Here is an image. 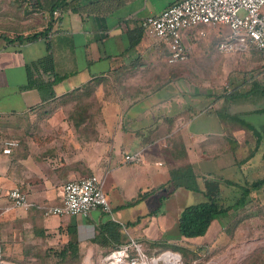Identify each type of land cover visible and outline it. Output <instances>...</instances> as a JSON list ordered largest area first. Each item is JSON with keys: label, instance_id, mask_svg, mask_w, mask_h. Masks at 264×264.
I'll use <instances>...</instances> for the list:
<instances>
[{"label": "crops", "instance_id": "obj_1", "mask_svg": "<svg viewBox=\"0 0 264 264\" xmlns=\"http://www.w3.org/2000/svg\"><path fill=\"white\" fill-rule=\"evenodd\" d=\"M176 1L80 0L82 7L78 11L67 12L68 22L76 21L78 25L69 31L62 28L63 13L54 11L50 15L39 9L27 14L26 2L21 9L20 0H0V17L15 23L0 29V39L4 38L0 41V248L9 257L22 258L23 244L36 235L33 225L44 230L48 243L55 244L65 239L63 228L71 224L76 226L85 248L84 264L94 257L102 258L110 248L91 241L95 225L108 217L102 209H92L87 215L45 212L47 207L61 203L66 181L96 174L113 208L110 198L116 187L128 200L141 191L139 187L148 177L144 165L150 162L151 153L145 151L146 140L165 137L177 141L185 151L186 162L192 164L191 155L205 154L197 153V147L213 146L203 140L211 135L225 138L230 130L227 124L218 130L204 129L202 125L190 129L206 111L185 96L180 100L176 86L163 100L145 101L165 82L168 85L181 79L185 89L180 90L181 94L198 86L188 79L192 78L189 71L163 66L169 63L165 45L145 35L139 24L141 17L156 14ZM72 12H77L76 17L69 15ZM49 22L50 30L43 33ZM34 32L42 34L30 40L20 39ZM54 37L55 46L58 39L67 40L74 66L68 68L64 56L56 61ZM48 52L52 53L59 78L52 86L56 95L43 100L35 87L26 85V66ZM35 73L44 78L51 76L41 70ZM200 75L198 81L203 85L209 78L206 73ZM87 88L90 92L86 99L64 98L69 92ZM231 128L239 139L236 131L240 128ZM198 136H202L201 140L193 142ZM8 139H16L18 144L4 153L2 147ZM140 148L147 158L134 164L124 161L125 152ZM157 161L154 163L159 165ZM175 163L179 162L170 168ZM13 187L26 194L27 207L15 206L6 197L7 190ZM121 230L126 241V227Z\"/></svg>", "mask_w": 264, "mask_h": 264}, {"label": "rangeland", "instance_id": "obj_2", "mask_svg": "<svg viewBox=\"0 0 264 264\" xmlns=\"http://www.w3.org/2000/svg\"><path fill=\"white\" fill-rule=\"evenodd\" d=\"M5 1L8 3V0ZM23 6L24 4L20 8L23 9ZM261 10L264 13V6ZM82 14L87 16L86 11H83ZM69 15L76 17L77 12H72ZM62 19V28L69 31L77 29L76 21L68 22L67 12H63ZM13 23L12 19L0 17V29H4L6 26L11 27ZM201 26L207 32L205 36L198 35L195 37L187 35L190 31H183V40L190 45L191 49L188 59L172 63L165 60L166 63H163L166 69L182 68L186 72L189 71L192 78L188 76V79H191L194 85L198 84V86L191 87L190 92L181 94L180 90L183 89L181 79L172 81L168 85L165 79H162L165 82L162 84L163 87L157 89L153 97L147 95L145 101L163 100L176 86L180 100L185 96L188 102L196 104L197 107L204 106V109L211 110L210 113L202 112L193 121L190 129L194 130L202 125L204 129L218 130L227 124L230 128L227 132L234 133L235 129L233 130L232 126L237 129L240 128L239 132L236 131L239 137L236 155L231 152L227 138L222 140L217 139L218 136L216 135H211L202 142L213 144V146H199L195 149L196 152H205V154H196V156L191 155L190 157L193 170L198 175L200 186H202L203 176L214 177L219 180L220 202L225 206L237 200L244 186L264 175V140L262 139L257 144L253 132L248 128L241 127V123L245 122L244 120L255 124L258 128L264 125V112L251 111L264 107V94L255 91L246 94L253 82H260L264 85V61L261 51L253 45L239 52L219 51V41L225 39L231 31L227 24H201L195 26L193 30L199 31ZM143 33L147 35L144 30ZM53 40L56 61L64 56L67 67L74 66V61L71 63L72 54L66 44L67 40L58 39L59 44L57 46H55L57 38L54 37ZM0 41H4V38H1ZM142 42L145 43L146 40L143 39ZM75 43L76 45L79 44L78 38H75ZM80 51L81 49L78 48L77 53ZM63 52L65 54H62ZM163 59L165 58L163 57ZM78 63L79 59L76 60V64ZM58 70H60L59 67ZM201 73H206L209 78L203 85L198 81ZM183 83L185 84V82ZM234 87L245 94L238 97L227 110H224L223 97L217 99L214 97L229 92ZM202 136H198L193 142L200 141ZM155 139L144 142L145 151L150 150L151 155L149 153L150 160H148L150 162L144 165V168L149 171L148 177L139 188L142 192H147L146 196L133 205H125L128 196L120 187H116L113 190L114 197L110 198L114 202L113 208L110 206L112 213L110 212L109 216L122 221V223L141 216L138 222L126 226L129 236L126 241L130 242V252L135 253V246L139 245L149 256L158 254L165 249H170L182 256L181 247H184L191 259L188 262L181 257L182 264H239L247 259L250 254L263 248L264 185L259 189L252 190L241 208L232 209L226 215L215 219L203 235L187 241L181 240L178 230L180 211L185 205L205 200V196L201 191L190 190L183 186L173 189V181L170 180L169 171L171 165L174 162L181 164L189 162H186L185 151L180 148L177 141L169 138L167 142L168 144L171 142V144L169 146L167 144L168 147H161ZM175 155H178L176 160H174ZM156 159H158L156 163L159 165L154 163ZM162 163L163 165H161ZM123 201L125 202L121 204ZM116 204H121V206H115ZM155 207L158 208L153 210ZM206 243L208 245L205 250L208 253L205 250H195V247ZM3 253L7 254L4 251ZM99 259L94 257L89 264H99ZM4 260L0 259V264H17Z\"/></svg>", "mask_w": 264, "mask_h": 264}, {"label": "trees", "instance_id": "obj_3", "mask_svg": "<svg viewBox=\"0 0 264 264\" xmlns=\"http://www.w3.org/2000/svg\"><path fill=\"white\" fill-rule=\"evenodd\" d=\"M21 1V4L26 2L28 5L26 10L27 14L33 10L39 9L48 11V14L50 15H53L54 11L62 14L63 12L68 11H78L82 7L80 0ZM50 22L43 30V33H46L50 30ZM39 33L42 34V32H34L25 35L24 37L22 36V38L20 37V39L30 40L37 37ZM7 40L10 41V39ZM26 70L28 75V82L26 85L35 87L38 90L41 99H49L56 95L52 86L59 78V74L54 69V59L51 52H48L39 59L27 64ZM37 70H41V72L46 74H51V76L48 78H44L42 76L40 77V74L35 73ZM252 91L264 94V85L255 81V83L253 82L252 86L246 91V94H251ZM89 92L90 91L88 88L79 92L73 91L64 95V98L86 99L88 98ZM243 94L245 93L239 91L237 87H234L229 92L215 95L214 99L222 96L224 99V110H227L231 103ZM204 111L207 113L211 112L209 109H205ZM251 111L264 112V107H259ZM244 121V123H241V127L248 128L253 132V134L256 136L257 144L261 142L262 139L264 140V125L261 126V128H258L255 126V124L247 122L246 120ZM225 138H227L230 144L231 152L233 155H236L239 139H237L233 133H227ZM169 171L171 175L170 180L173 181V189L183 186L190 190L201 191L205 196V200L185 205L180 211L178 217V230L182 241H187L193 237L203 235L215 219H217L219 216L226 215L232 209L238 210L241 208V206H243V204L246 202L247 195L252 190L259 189L264 185L263 175L262 177L249 183L247 186H244L239 197L234 203L224 206L220 202L221 188L217 178L203 176V181L201 182L202 186H200L198 175L194 172L193 166L190 163L177 164ZM146 194V191H138L136 196L131 197L124 204L133 205L137 201L143 199ZM156 208L158 207H155L153 210ZM101 211L107 214L108 217L95 225L91 241L97 245L109 247L110 249L105 253L107 254L114 247L127 242L124 240L121 229L128 225L135 224L140 220L141 216H137L134 220H129L126 223H122L112 218V216H109V212L103 210ZM33 227L36 235L29 237L31 239H28L23 244V256L21 259L16 258L15 256L12 258L9 257V255L1 251V248L0 259H5L8 262L17 264H27L31 262H35L37 264H84L83 260L85 256V248L80 244L75 225H66L65 228H63L64 234L66 236L65 239L55 244L48 243L45 240V232L43 229H36L34 225ZM0 240L2 239L0 238ZM207 245L208 243L200 244L199 246L195 247V250H205ZM181 249L183 251V255L181 257L185 258V260L189 262L191 257L188 255L187 249L184 247H181ZM205 251L208 253L207 250ZM239 264H264V247L250 254L247 259Z\"/></svg>", "mask_w": 264, "mask_h": 264}, {"label": "built area", "instance_id": "obj_4", "mask_svg": "<svg viewBox=\"0 0 264 264\" xmlns=\"http://www.w3.org/2000/svg\"><path fill=\"white\" fill-rule=\"evenodd\" d=\"M264 0H178L160 12L141 17L139 24L146 34L165 45L169 62L184 61L189 58L190 45L183 40V31L191 36H205L201 24H227L228 36L219 41L221 52H239L253 45L261 51L264 61V13L261 8ZM167 146L165 137L156 140ZM16 139L5 140L2 152L9 153L16 146ZM145 158L144 149L125 152L126 163H138ZM6 197L15 206H28L26 194L18 187L7 190ZM100 208L111 212L110 203L104 192L102 180L96 174H88L66 181L62 186V201L47 207V214L87 215L92 209ZM135 253L130 252V242L120 244L102 256L99 264H182L180 254L165 249L158 254L147 255L139 246ZM176 260V263L172 260Z\"/></svg>", "mask_w": 264, "mask_h": 264}, {"label": "bare ground", "instance_id": "obj_5", "mask_svg": "<svg viewBox=\"0 0 264 264\" xmlns=\"http://www.w3.org/2000/svg\"><path fill=\"white\" fill-rule=\"evenodd\" d=\"M172 262L176 263V260L174 259V260H172Z\"/></svg>", "mask_w": 264, "mask_h": 264}]
</instances>
